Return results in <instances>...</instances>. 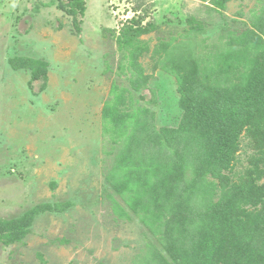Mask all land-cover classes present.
<instances>
[{
    "label": "rangeland",
    "instance_id": "rangeland-1",
    "mask_svg": "<svg viewBox=\"0 0 264 264\" xmlns=\"http://www.w3.org/2000/svg\"><path fill=\"white\" fill-rule=\"evenodd\" d=\"M59 1L67 0H0V219L39 203L68 204L38 214L21 241L0 242V264H134L156 239L106 181L116 146L104 130L103 105L125 89L134 107L153 110L157 130L176 129L179 94L160 66L168 51L156 45L183 41L191 16L203 23L200 50L210 59L229 35L250 27L251 11L263 0H230L222 10L212 9V0H84L79 30ZM130 18L155 24L137 41L147 75L138 90L128 51L110 33L118 35ZM13 56L47 62L44 89L41 80L30 87L29 72L10 66ZM240 146L234 179L252 153L245 135Z\"/></svg>",
    "mask_w": 264,
    "mask_h": 264
},
{
    "label": "trees",
    "instance_id": "trees-1",
    "mask_svg": "<svg viewBox=\"0 0 264 264\" xmlns=\"http://www.w3.org/2000/svg\"><path fill=\"white\" fill-rule=\"evenodd\" d=\"M228 1L212 0L211 8L222 10ZM58 6L79 30L84 0L59 1ZM249 19L250 27L229 35L227 46H216L210 59L200 50L203 23L191 16V32L181 34L183 41L172 37L156 45L168 51L160 66L179 94L176 129L157 130L153 110L134 107L125 89L103 105L104 130L116 146L106 181L156 239L134 264H264V0ZM153 28L152 22L142 25L140 18H130L118 35L110 30L128 51L136 90L147 78L137 61L145 49L137 41ZM8 63L29 72L30 87L41 80L45 88V60L13 56ZM242 135L252 153L244 173L234 179ZM120 201L113 203L119 208ZM67 206L39 203L18 217L0 219V242L21 241L38 214Z\"/></svg>",
    "mask_w": 264,
    "mask_h": 264
}]
</instances>
